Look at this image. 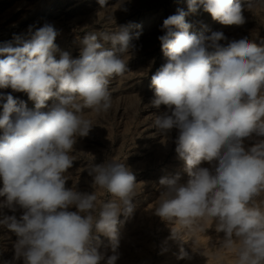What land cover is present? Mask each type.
Instances as JSON below:
<instances>
[{"label":"clouds","instance_id":"9594fccd","mask_svg":"<svg viewBox=\"0 0 264 264\" xmlns=\"http://www.w3.org/2000/svg\"><path fill=\"white\" fill-rule=\"evenodd\" d=\"M199 6L223 25L245 23L237 0H188L187 12L178 9L163 21L158 39L167 62L151 77V103L167 111L155 116L153 126L165 137L176 130L175 152L189 179L180 184L178 177L160 178L154 214L180 226L171 228L172 240L205 231L211 220L223 233L221 246L234 251L233 264H264V40L190 33L185 18ZM257 7L264 8V0L248 4L249 10ZM130 27L85 34L75 59L68 52L55 58L58 31L50 23L29 26L25 36H14L15 46H0V88L26 93L35 103L29 110L11 94H0V197H6L0 208L23 212L0 218V227L17 237L14 261L117 264L118 225L137 206L135 174L125 163L106 159L88 165L94 192L66 182L74 146L94 126L85 111L108 112L111 80L127 71L132 41L140 35L130 34ZM109 42L111 49L105 47ZM98 190L111 198L99 200ZM101 235L113 252L106 260L98 250ZM178 259L191 256L181 248Z\"/></svg>","mask_w":264,"mask_h":264},{"label":"rangeland","instance_id":"374dc122","mask_svg":"<svg viewBox=\"0 0 264 264\" xmlns=\"http://www.w3.org/2000/svg\"><path fill=\"white\" fill-rule=\"evenodd\" d=\"M86 1L0 0V46L8 42L15 46L14 36H25L29 26L39 28L50 23L58 31L55 43L59 51L54 54L57 60L62 52H68L74 59L79 58L80 41L89 32H114L120 26L130 25V34L135 36L140 33L139 38L132 41L135 49L130 58L125 57L128 59L127 71L111 80L112 107L100 115L85 111L86 118L91 119L94 126L89 135L78 138L74 146L75 160L68 170L66 187L85 193L94 192L88 165L100 164L106 159L125 163L135 174L138 196L134 202L137 206L133 215L118 225L120 243L117 264H233L234 251L221 246L223 233L215 231L211 220L206 222L205 231L185 235V240H172L171 228L180 226L162 221L153 209L162 191L160 178L178 177L180 184H186L189 179L184 162L175 152L173 141L176 130L173 129L165 137L153 126L155 116L161 115L167 108L164 105L155 108L151 103L154 99L151 77L167 62L158 39L164 34L163 21L176 14L178 9L187 12L188 0H106L104 7L99 0ZM237 2L243 8V25H223L214 20L203 6H199L197 14L189 13L185 18L192 25L190 33L222 31L228 41L243 37L256 43L264 40V8L249 10L251 0ZM221 43L226 44L227 41ZM105 47L111 49V43L105 44ZM4 58L0 56V59ZM0 94H11L18 101H23L29 110L35 109L34 101L29 100L26 93L0 88ZM54 102L55 98H52L46 103L50 107ZM2 135L3 130L0 129ZM251 143L246 142V147ZM201 166L208 165L204 162ZM0 187H3L2 181ZM97 196L99 200L111 198L102 190L97 191ZM5 199L0 197V203ZM70 210L75 211V208ZM22 214L21 209L13 212L7 207L0 208V218L10 215L19 218ZM121 219L124 220L123 216ZM16 239L14 233L0 227V264L14 261ZM193 246L199 251H207H201L203 255L194 253ZM181 248L191 255L190 260L178 259ZM98 250L105 260L113 254L107 237L101 235ZM14 264H23V261H14Z\"/></svg>","mask_w":264,"mask_h":264},{"label":"bare ground","instance_id":"6f19581e","mask_svg":"<svg viewBox=\"0 0 264 264\" xmlns=\"http://www.w3.org/2000/svg\"><path fill=\"white\" fill-rule=\"evenodd\" d=\"M84 1H85V0H84ZM87 1H88V0H87ZM87 1H86V2H87ZM93 1H94V0H93ZM64 3H65V2H64ZM95 3H96V2H95ZM83 4H84V3H83ZM83 4H82V5H83ZM85 4H86V3H85ZM90 4H91V3H90ZM90 4H88V5H90ZM108 4H109V3H108ZM64 5H65V4H64ZM75 5H77V4H75ZM88 5H87V6H88ZM84 6H86V5H84ZM63 8H64V7H63ZM201 8H202V7H201ZM70 9H71V8H70ZM76 9H77V8H76ZM202 11H203V10H202ZM58 12H59V11H58ZM73 12H74V11H73ZM76 12H77V11H76ZM197 12H199V11H197ZM74 13H75V12H74ZM195 13H196V12H195ZM3 14H4V13H3ZM196 14H197V13H196ZM196 14H195V15H196ZM208 14H209V13H208ZM193 15H194V14H193ZM206 15H207V14H206ZM200 20H201V19H200ZM166 61H167V60H166ZM53 100H54V99H53ZM20 101H21V100H20ZM51 101H52V100H51ZM49 103H50V102H49ZM208 242H209V241H208ZM211 242H212V241H211ZM206 243H207V242H206ZM212 243H213V242H212ZM204 244H205V243H204ZM210 244H211V243H210ZM214 244H215V242H214ZM217 244H218V242H217ZM212 245H213V244H212ZM189 247H190V246H189ZM193 248H194V246H193ZM192 250H193V249H192ZM196 250H197V249H196ZM203 250H206V251H207V249H203ZM203 250H201V251H203ZM227 250H228V249H227ZM190 251H191V250H190ZM190 251H189V252H190ZM219 251H220V250H219ZM219 251H218V252H219ZM212 252H213V251H212ZM194 253H195V252H194ZM190 254L193 255V253H190ZM211 254H212V253H211ZM232 254H233V253H232ZM232 254H231V255H232ZM202 255H203V254H202ZM190 256H191V255H190ZM206 259H207V258H206ZM197 260H198V259H197ZM221 260H222V259H221ZM200 261H201V260H200ZM209 262H210V261H209ZM215 262H216V261H215ZM223 262H224V261H223ZM193 263H194V262H193ZM188 264H189V263H188Z\"/></svg>","mask_w":264,"mask_h":264}]
</instances>
